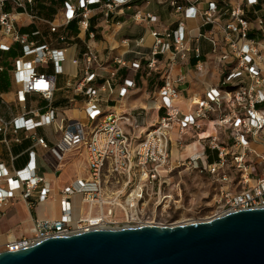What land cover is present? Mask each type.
Wrapping results in <instances>:
<instances>
[{"label":"built area","instance_id":"built-area-1","mask_svg":"<svg viewBox=\"0 0 264 264\" xmlns=\"http://www.w3.org/2000/svg\"><path fill=\"white\" fill-rule=\"evenodd\" d=\"M160 1L178 18L173 28L151 32L152 45L147 54L137 53L146 62L144 76H156L159 83L151 94L154 103L151 111L155 112V117L149 124L142 125L140 115L100 109L99 89L92 85L97 75L91 72L99 61L89 46L82 54V78L74 90L85 97V123L59 117L52 107L56 77L64 73L67 44L72 40L67 27L75 22L79 32L94 38V33L89 32L90 6L98 4V0H68L63 3L60 14L51 20L27 12L26 5H32L33 0H0V53L9 52L14 44L21 48L10 71L16 101L23 105L26 95L35 94L46 103L42 109L23 111L9 121L0 117V142L7 149L8 134L13 136L14 144L22 141L17 137L19 132L24 133V140L34 142L26 150L28 158L22 169L9 175L0 164V216L15 199L21 200L29 211L35 204L55 199L56 195L46 185L36 165V147L49 152L59 163L65 151L82 145L89 174L87 180H77L58 192L59 219H32L30 236L8 239L4 251L15 252L48 237L86 231L91 224L95 228L152 225L137 218L138 204L143 200L142 188H152L161 173L169 170L173 154L186 155L179 166L206 172L210 182L220 187L219 202L223 207L211 219L264 207V167L252 185L248 173L251 167L248 163L253 156L264 162V157L252 147L258 135L264 132V0ZM6 4L9 7H5ZM127 4V0H106L102 4L105 24L119 7ZM17 11L22 13L16 14ZM20 15L32 23L47 25L50 34H57L55 43L60 47L40 43L39 31L30 35L19 33L15 22ZM145 18L153 23L157 21L153 15ZM202 41L210 46L207 62L217 67L218 84L207 88L201 97L189 98L184 108L179 105L176 87V82L183 79H173L174 69L178 61L186 62L192 55L195 71L203 73L207 62L201 59ZM142 43V39H138L134 45L139 48ZM115 62L125 65L119 59ZM70 63L76 66L78 61ZM131 67L138 69L139 64ZM3 70L0 60V72ZM49 70L51 74L46 73ZM115 76L116 70H111L100 89L108 88ZM125 93L126 88L118 91L119 97H124ZM41 128L51 129L53 136L59 139L52 149L45 137L33 134ZM207 149L216 153V160L211 163L207 161ZM229 169L240 173L237 186L242 190L236 194L224 189L232 183L226 174ZM131 187L135 190L131 191ZM73 196H80L89 210L95 207L100 217L92 222L85 218L74 221ZM117 214L124 221H117Z\"/></svg>","mask_w":264,"mask_h":264},{"label":"crops","instance_id":"crops-1","mask_svg":"<svg viewBox=\"0 0 264 264\" xmlns=\"http://www.w3.org/2000/svg\"><path fill=\"white\" fill-rule=\"evenodd\" d=\"M59 7H53L54 17L60 14L62 10V5L68 0H56ZM75 2V0H71ZM98 4L91 5L92 14L90 18V28L89 32L94 33V38H90L87 33L79 32L76 23L73 22L68 25L67 33L72 38L67 44L66 62L64 64L63 75L60 77L63 86L57 88L54 92H66L67 95H63L60 98V102L66 101L65 109H55L57 116L65 117L66 119L79 120L85 123L83 108L85 106V97L81 93L74 92L76 85L82 78V63L81 57L87 46L92 48L98 58V66L93 65L91 72L95 73L96 80L92 85L99 89L98 99L99 106L102 111L109 113H130L132 115H140L139 123L142 125H147L150 123L153 117H155V112L151 111L153 107L151 94L157 89L159 85L156 76H151L146 78L145 74V59L138 55L137 53L147 54L149 48L152 45L151 32L153 30H158L162 28H173L175 22L177 21V16L172 13V10L166 5L161 4L160 0H127L128 4L117 9V13L109 18V23L105 24L104 13L102 9V4L106 0H98ZM34 2V1H33ZM29 5H26L28 7ZM5 7H9L6 4ZM44 8V7H43ZM50 9L51 7H46ZM58 10V12H54ZM28 12V11H27ZM22 11H17L16 14H21ZM29 13V12H28ZM163 14L164 20H162ZM153 15L157 18L156 22H150L145 17L146 15ZM15 22V29L21 34L31 33V28L34 26L43 27L39 31V36L37 39L40 43H49L54 47H60L55 43L57 34H50L47 25L32 23L26 19L24 15L17 17ZM192 25V24H191ZM29 27L27 32H22ZM61 32V29L58 33ZM32 39V38H31ZM138 39H142V46L136 48L134 43ZM78 44L80 45L78 49ZM17 45V44H14ZM12 45V46H14ZM207 49L206 54H202V61L207 62V54L209 53L210 46L205 41L200 43V49ZM8 53V52H7ZM7 53H0V60L3 66V72H7L9 80V89L6 93L0 94V110L3 106H9L12 102L17 105L20 109L17 114L12 115L9 118H1L9 121L13 116L18 115L23 111H30L31 109H42L45 107V102L35 94L26 95L25 102L23 105L17 103L15 98V86L11 82L10 71L11 64L14 59L6 58ZM17 57L21 54V48L17 45ZM16 57V58H17ZM188 59L186 62L178 61L174 69L173 79L177 81L178 77H181L183 81L176 82V87L180 96L179 105L186 106L187 100L189 98L201 97L205 90L209 87L216 86L218 84L217 67L210 66L208 62L206 63V68L203 73H197L194 69V59ZM115 59H119L125 65L121 66L115 62ZM77 60L78 64L72 66L70 61ZM132 64H139V68L135 69ZM9 66V68H7ZM111 70H116V76L110 81L108 88L100 89L103 85L104 80L108 77ZM47 74H51V71H46ZM67 83L70 85L68 86ZM56 85V82H55ZM120 88H126V93L124 97H119L118 91ZM8 95L10 100H5L4 96ZM53 96V98H54ZM73 99V103H69V100ZM29 101V105H28ZM53 101V99H52ZM78 106L74 110V107ZM37 129L33 132L37 136ZM53 136V134H52ZM9 146L8 149L5 145L0 142V164L4 166L9 175H12L13 171L22 169L27 162L26 150L34 145L31 140H24V133L19 132L17 137L22 139L20 144L12 143L13 136L8 134ZM41 137V136H39ZM2 135H0L1 141ZM54 140L45 137L49 149H52L59 139L54 136L51 137ZM40 155H37V150ZM8 153V160L2 159V154ZM15 152V155L13 154ZM36 165L37 161H44L47 163L50 173L43 174V178L46 181V185L50 187L52 192L56 195L54 200H47L44 203L35 204L33 209L29 211L26 205L19 199H15L13 205H8L3 209V215L0 216V251L4 250V245L8 240L9 235H13L15 239H20L22 237L30 236V229L32 225V219L39 220H57L60 217L59 205L55 209H52L53 214L48 215V205L57 203L58 192L77 180H87L89 178L88 174V164L86 158L85 148L82 145L67 150L62 156L63 163H56L54 159L49 155V152L43 151L42 149L36 147ZM79 153V155H78ZM80 156V158H78ZM11 157L13 161H11ZM38 157V158H37ZM82 159L81 170L86 171L85 176H78L69 183H64L63 186H59L57 179L60 174H70V169L76 165V161ZM58 164V165H56ZM38 167V166H37ZM39 168V167H38ZM40 173V170H39ZM70 178L66 176V178ZM72 205V219L74 221L78 219L85 218L88 215L96 216L98 214L97 209L93 207L91 210L88 209L86 204L81 202L80 196H73L71 198ZM86 207V210L83 209ZM9 210H11L9 212ZM89 210V211H88ZM18 224H26L24 231L15 230V226Z\"/></svg>","mask_w":264,"mask_h":264},{"label":"water","instance_id":"water-1","mask_svg":"<svg viewBox=\"0 0 264 264\" xmlns=\"http://www.w3.org/2000/svg\"><path fill=\"white\" fill-rule=\"evenodd\" d=\"M0 264H264V207L186 225L73 231L0 251Z\"/></svg>","mask_w":264,"mask_h":264},{"label":"rangeland","instance_id":"rangeland-1","mask_svg":"<svg viewBox=\"0 0 264 264\" xmlns=\"http://www.w3.org/2000/svg\"><path fill=\"white\" fill-rule=\"evenodd\" d=\"M46 7L51 8L47 9ZM53 7H59L56 0H34L33 4L27 7V11L39 18L51 20L54 17ZM54 12H58V10H55ZM160 15L162 16V20H164V15L162 13ZM37 29L41 31L43 27H37L35 29L33 26L30 30L31 32H36L38 31ZM28 30L29 27L21 31L27 32ZM79 47L80 45L78 44V49ZM206 52L207 49L201 48V53L203 55L206 54ZM62 86L63 83L60 77H58L56 80V87L59 89ZM67 94L68 93L66 92L55 93L52 101L53 107L57 109H65L67 103L66 101L60 102V98ZM4 99L10 100L8 95H5ZM77 107L78 106H75L74 110L77 109ZM19 110L20 109L16 104L10 102L9 106H3L0 110V116L9 118L12 115L17 114ZM37 136L48 137L49 139L54 140L51 138L53 137L51 129L47 128H41L38 130ZM252 147L260 156L264 157V132L258 135V141L257 143H254ZM36 150L37 155L39 156L41 151L38 149ZM228 151L230 152L232 149L230 148ZM13 154L15 155V152ZM1 156L5 161L9 159L8 153L6 154L3 152ZM185 156L182 157L179 154H173L172 159L170 158L169 160V170L161 173L158 182L155 183L152 188L150 186L142 188V190H144L143 200L142 203L138 204L139 212H137V218L142 223L164 227L186 225L208 221L221 211L223 203L219 202L220 187H217L218 185H214L210 182L209 176L206 172H199L191 167L179 166V163L184 162ZM206 156L208 163L216 160V153L210 149L206 150ZM78 158H80V156H78ZM63 162L64 161H61V163ZM228 163L230 165V161H228ZM81 164L82 159H78L76 165L71 167L69 175L60 174L57 179L59 186L71 182L78 176H85L86 171L81 170ZM248 164L251 165L248 169V173H250L249 181L252 185L253 181L259 178L262 168L264 167V162H262L260 158L253 156ZM37 166L39 167L40 175H48L50 173V169L46 162L37 161ZM226 174L229 175L232 183L226 185L224 189L232 194L240 192L242 188L237 186L240 180V173L229 169ZM66 176H69L70 178H66ZM130 190H135V187H131ZM145 193H148V195H145ZM51 207L52 209H56L58 204L54 203L52 206L51 204L48 205L49 209L47 210V213L49 216L53 214ZM83 209L86 210V207L83 206ZM10 211L11 210H9V212ZM115 218L119 222L124 221L120 214H117ZM25 228L26 224H18L15 226V230L17 231H24Z\"/></svg>","mask_w":264,"mask_h":264},{"label":"trees","instance_id":"trees-1","mask_svg":"<svg viewBox=\"0 0 264 264\" xmlns=\"http://www.w3.org/2000/svg\"><path fill=\"white\" fill-rule=\"evenodd\" d=\"M17 55H18L17 45H14L11 47V49L5 55V57L9 59H15ZM7 68H9V66H7ZM8 89H9V80H8L7 72L0 73V94L6 93Z\"/></svg>","mask_w":264,"mask_h":264},{"label":"bare ground","instance_id":"bare-ground-1","mask_svg":"<svg viewBox=\"0 0 264 264\" xmlns=\"http://www.w3.org/2000/svg\"><path fill=\"white\" fill-rule=\"evenodd\" d=\"M134 193H136V191H134ZM99 217H100V216H99L98 214H97L96 216L88 215V216L85 217V219L88 220V221H91V222H92V221L97 220ZM82 219H83V218H82ZM93 225H94V224H91V226H92L91 228H95V226H93ZM8 239H9V240H12V239H15V237H14L13 235L10 234L9 237H8Z\"/></svg>","mask_w":264,"mask_h":264}]
</instances>
